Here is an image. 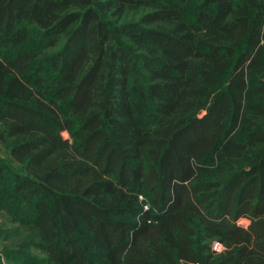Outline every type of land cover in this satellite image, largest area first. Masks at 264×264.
I'll return each mask as SVG.
<instances>
[{
  "label": "trees",
  "instance_id": "1",
  "mask_svg": "<svg viewBox=\"0 0 264 264\" xmlns=\"http://www.w3.org/2000/svg\"><path fill=\"white\" fill-rule=\"evenodd\" d=\"M0 138L49 264H264V0H0Z\"/></svg>",
  "mask_w": 264,
  "mask_h": 264
},
{
  "label": "rangeland",
  "instance_id": "2",
  "mask_svg": "<svg viewBox=\"0 0 264 264\" xmlns=\"http://www.w3.org/2000/svg\"><path fill=\"white\" fill-rule=\"evenodd\" d=\"M28 28V45L32 46L37 42L39 31L36 33V27L33 25H28ZM59 46L60 42L54 47L45 48V52L54 51ZM10 142V139L0 138V264H49L43 252L30 246L29 226L19 221L22 216L31 219L33 216L31 207L9 196L15 175L24 173L22 165L13 161L8 155ZM138 198L142 199L141 196ZM142 206L145 207L144 204ZM238 223L246 224L247 221L241 220ZM92 262L103 264L97 257H94Z\"/></svg>",
  "mask_w": 264,
  "mask_h": 264
}]
</instances>
